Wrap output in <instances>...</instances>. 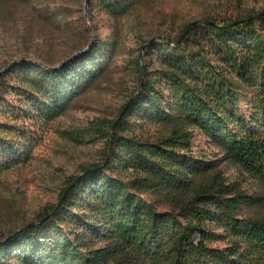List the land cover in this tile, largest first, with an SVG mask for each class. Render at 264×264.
<instances>
[{"label": "trees", "instance_id": "16d2710c", "mask_svg": "<svg viewBox=\"0 0 264 264\" xmlns=\"http://www.w3.org/2000/svg\"><path fill=\"white\" fill-rule=\"evenodd\" d=\"M141 1L90 5L117 18ZM146 50L153 68L139 63L138 90L102 132L104 162L77 176L58 207L1 238L0 264H263L264 216L245 211L264 207V193L244 190L220 169L221 159L192 148L202 133L264 186V10L195 21L173 40H149ZM116 53L108 39L57 68L12 63L0 81V113L59 117ZM12 94L17 104L7 99ZM151 124L165 133L142 132ZM27 139L0 122V172L29 159Z\"/></svg>", "mask_w": 264, "mask_h": 264}, {"label": "rangeland", "instance_id": "374dc122", "mask_svg": "<svg viewBox=\"0 0 264 264\" xmlns=\"http://www.w3.org/2000/svg\"><path fill=\"white\" fill-rule=\"evenodd\" d=\"M93 7L90 0H0V81L8 67L21 60L57 67L97 41L117 43L104 75L59 117L41 120L0 113V122L26 132L24 144L31 148L28 160L0 172V240L50 212L77 176L104 162L109 143L102 132L120 118L122 107L138 90L139 63L152 66L146 50L149 40H173L195 21L224 22L256 14L264 10V0H142L117 18ZM7 99L15 104L19 100L14 94ZM144 129L151 136L165 133L154 124ZM18 133L8 138L17 139ZM193 141L196 156L221 159L220 169L228 178L244 190L264 193L260 182L225 161L202 133L196 132ZM245 216L262 217L264 207L246 209Z\"/></svg>", "mask_w": 264, "mask_h": 264}, {"label": "water", "instance_id": "95a60500", "mask_svg": "<svg viewBox=\"0 0 264 264\" xmlns=\"http://www.w3.org/2000/svg\"><path fill=\"white\" fill-rule=\"evenodd\" d=\"M90 47V46H89ZM88 47V48H89ZM88 50V49H87ZM84 51H86V50H84ZM79 54H81V53H78V54H76V55H79ZM75 55V56H76ZM67 61H64V62H62L61 64H59V65H57V67H59V66H62L63 64H65ZM57 67H55V68H57ZM60 205V203L57 205V207ZM55 212V211H54Z\"/></svg>", "mask_w": 264, "mask_h": 264}]
</instances>
